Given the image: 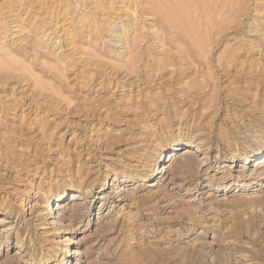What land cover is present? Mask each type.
I'll list each match as a JSON object with an SVG mask.
<instances>
[{
    "label": "rangeland",
    "instance_id": "obj_1",
    "mask_svg": "<svg viewBox=\"0 0 264 264\" xmlns=\"http://www.w3.org/2000/svg\"><path fill=\"white\" fill-rule=\"evenodd\" d=\"M261 160L264 0H0V264H264Z\"/></svg>",
    "mask_w": 264,
    "mask_h": 264
},
{
    "label": "bare ground",
    "instance_id": "obj_2",
    "mask_svg": "<svg viewBox=\"0 0 264 264\" xmlns=\"http://www.w3.org/2000/svg\"><path fill=\"white\" fill-rule=\"evenodd\" d=\"M197 138H199V137H197ZM200 145V141L198 140H192V141H190V142H187L186 144L185 143H182L181 141L177 144V147H176V151H180L181 149H183V148H187V147H194V146H199ZM180 147H182V148H180ZM173 156H172V158L173 157H177L178 156V154L177 153H173L172 154ZM172 158L169 160V161H171L172 160ZM262 159V158H261ZM262 163H264V161L263 160H261L260 161V165L262 164ZM263 167V166H262ZM65 196H67V193L65 192L61 197H59L58 198V203H62V204H64V203H66L67 201H68V199H66L65 200ZM52 202V201H51ZM24 203V202H23ZM4 205H6L5 203H4ZM59 207H62L61 205H59ZM48 209H54V206L53 207H50V208H48ZM50 259H45L44 260V262H47V261H49ZM65 259H64V257L63 256H60V257H55L54 258V260H52V262H63Z\"/></svg>",
    "mask_w": 264,
    "mask_h": 264
}]
</instances>
